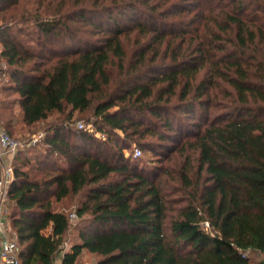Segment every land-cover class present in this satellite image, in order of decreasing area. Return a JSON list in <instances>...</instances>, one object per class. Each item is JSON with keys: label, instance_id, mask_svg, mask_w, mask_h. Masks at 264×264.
I'll list each match as a JSON object with an SVG mask.
<instances>
[{"label": "trees", "instance_id": "obj_1", "mask_svg": "<svg viewBox=\"0 0 264 264\" xmlns=\"http://www.w3.org/2000/svg\"><path fill=\"white\" fill-rule=\"evenodd\" d=\"M0 45L20 122L59 117L13 166L20 264H264V0H0Z\"/></svg>", "mask_w": 264, "mask_h": 264}, {"label": "rangeland", "instance_id": "obj_2", "mask_svg": "<svg viewBox=\"0 0 264 264\" xmlns=\"http://www.w3.org/2000/svg\"><path fill=\"white\" fill-rule=\"evenodd\" d=\"M20 1L21 3H25V2H28L29 0H20ZM32 35L35 37L36 34L32 33ZM4 67H5L4 62L0 61V69H4ZM7 84H8V80L6 78L0 79V101L4 103L3 107L0 105V121H2L3 124H5L4 118H7L9 114L13 116L12 121L8 125L5 124L6 128H4L7 131H9L12 137H14L18 141L17 149H19V151L17 155H16V151H17L16 149V151L12 155L11 160H8V158L6 157L4 158V163H8L10 161L13 167L19 161H21L25 156L29 158L34 155V153L39 149V147H34L32 149V148H29L28 146L30 144L35 143L37 139H39V135L42 134L45 124H48L49 122L52 123V121L53 122L58 121L57 119L59 117L56 114H52L46 121H43L42 123H38L33 127H27L23 125L19 120L20 108L16 103H14L15 94L9 91H4L1 88L2 85H7ZM85 116H86L85 114L77 115L75 125L77 126L78 123H82L85 126H88V125L90 126V123H89L90 121H85ZM135 147L137 146L132 145L129 148H124L123 152L125 153V155L132 156V150ZM15 155L17 156V158H15ZM150 157H151L150 154L142 151V155L139 158L142 159L143 162L148 167H152L153 165L156 164V160L151 159ZM9 187L10 185L8 186V189ZM8 195H9V192H8ZM77 198H78L77 196H67V197L62 198L59 201L52 200V208L54 210L62 211L66 215L73 214L76 206L78 205ZM11 210H12V203L9 202V198H8V202L5 206V213H6V216L8 217L7 229L10 235H12L13 233V229L10 228L11 224H10V218H9ZM76 223H77V219L75 218H73L72 220H69L70 227L64 235L63 246L65 248H68L72 242L77 241V233L74 228L75 227L74 225H76ZM98 259H99V256H97L96 254L90 253L87 250H83L82 253L79 255V257L77 258L75 264H96V261ZM54 264H59V260L57 259Z\"/></svg>", "mask_w": 264, "mask_h": 264}, {"label": "built area", "instance_id": "obj_3", "mask_svg": "<svg viewBox=\"0 0 264 264\" xmlns=\"http://www.w3.org/2000/svg\"><path fill=\"white\" fill-rule=\"evenodd\" d=\"M77 127L81 128L83 124L78 123ZM88 129L92 131L91 127ZM17 146L18 141L0 126V264H20L19 245L17 240L11 237L8 232V219L5 213V206L9 198L8 186L14 179V169L10 161L4 163V158L11 160ZM141 155L142 151L138 147L132 150L133 157H140ZM69 217L72 220L74 215L70 214ZM203 225L207 227L208 223L205 222Z\"/></svg>", "mask_w": 264, "mask_h": 264}, {"label": "crops", "instance_id": "obj_4", "mask_svg": "<svg viewBox=\"0 0 264 264\" xmlns=\"http://www.w3.org/2000/svg\"><path fill=\"white\" fill-rule=\"evenodd\" d=\"M0 51H1V45H0Z\"/></svg>", "mask_w": 264, "mask_h": 264}]
</instances>
